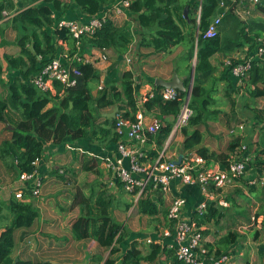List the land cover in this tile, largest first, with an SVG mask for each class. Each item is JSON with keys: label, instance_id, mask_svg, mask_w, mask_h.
I'll return each mask as SVG.
<instances>
[{"label": "trees", "instance_id": "obj_1", "mask_svg": "<svg viewBox=\"0 0 264 264\" xmlns=\"http://www.w3.org/2000/svg\"><path fill=\"white\" fill-rule=\"evenodd\" d=\"M21 6L15 8L14 3L8 1L7 5H0V14L5 8H10L15 13L12 23H17L18 28L25 33L29 29H43L53 23L54 12L64 13L75 5L82 13L89 17H95L101 8H111L115 0H18ZM233 1V3H232ZM243 0H194L189 4L187 17L181 14L183 6L177 0H131L128 10L135 15L141 28L153 29L148 41L140 43L139 46L152 48L153 52H168L176 45L185 43L188 47L186 59L190 61L195 56L194 77L190 93L189 108L192 116L188 125L180 133L182 138L187 137L183 152H191L193 156H199L207 163L216 162L220 169L225 170L229 163L230 155L216 153L201 146L202 136L198 128L206 124L214 113L207 110L209 104V93L212 86L206 82L214 79L213 73L216 67L222 63L227 55L235 50L247 46L251 51L258 46L264 49V0L253 3L252 15L241 20L235 13L234 6ZM221 4H223L221 6ZM227 11L224 9L228 7ZM113 13L110 12L102 27L92 35L81 37V51L85 53L89 48L110 49L111 51L124 54L131 42L128 29H118L112 21ZM223 15L217 27L216 36L203 38L210 23L218 16ZM188 32L184 33V27ZM59 38H67L66 30L59 31ZM34 38L35 33L31 34ZM43 42H34V53L26 47L27 36L18 41L21 55L25 54L28 64L22 73L26 79L32 73L37 72L50 58L56 57V45L52 43V36L43 32ZM44 46V47H43ZM71 55V54H70ZM40 56V60L37 57ZM10 67H20L23 71L22 59L7 58ZM235 63V62H234ZM81 71V79L78 87L68 90L63 98L58 96L49 97L39 92L32 85L16 82L8 86V96L0 99V121L6 116L8 106L12 107L20 117V122L11 131L10 139L0 146V160L5 162V168L12 181L15 183L13 193L5 203L6 210L11 216V221L0 231V264H48L39 260L24 259L20 255L11 259L12 251L16 244V234L19 230H28L39 217V212L30 201L29 193L25 186L18 184V178L22 173H35L36 161L43 154V144L47 141L53 143L62 142L63 139L78 140L86 137H94L97 130L100 133L109 134L113 130L111 140L118 141V135L114 131L118 118L134 120L136 111L133 96L132 74L120 73L115 67H110L98 95L93 98L88 84L98 80L96 70L90 65H78ZM215 80V79H214ZM212 81V80H211ZM184 87L190 86V77L184 79ZM214 81H212L213 85ZM244 88L250 99L256 100L264 97V55L251 63L248 77L243 80ZM119 85L121 91H119ZM57 90L60 86L56 84ZM154 97L145 102L147 111L157 109L161 114L177 115L180 108L179 101H161L157 94L160 89L156 87ZM231 89V88H230ZM183 98L185 92H179ZM52 100L57 102L47 108ZM72 104L70 108L69 104ZM231 103L233 104L232 100ZM117 105V113L114 118H105V127L96 125V118H100L99 111L108 106ZM233 113V111H232ZM253 117L262 124L257 130L255 144L264 152V110H254ZM159 115V116H160ZM226 119L231 121L229 115ZM245 120L230 123L228 133L238 131L237 127L245 124ZM171 132V125H162L155 134L148 136V141L153 142L157 150H161ZM240 138L234 137L227 147L228 151L234 152L244 144L239 143ZM231 152V153H232ZM149 153V152H147ZM184 154V153H183ZM157 153H149L154 159ZM93 162V163H92ZM91 160L83 163L86 172L95 171L97 164ZM264 165V162H257ZM57 174V171H56ZM118 184V195L107 194L104 190L98 192L93 186L89 187V193H84V187L76 186L70 215L65 221L64 229L72 234L75 241L88 240L95 242L103 252H108L107 258L102 264H183L176 259L174 252L157 243L148 245L149 254H143L137 244L132 243L122 253L118 247L129 236L127 225L112 217V213L118 210L122 218L136 205L135 216H128V221L139 219L144 216H164L166 221V208L163 193L159 189H148L134 204L132 194H128L120 181ZM22 191V198L16 199L15 192ZM209 210L201 220L205 224L210 220ZM68 212V213H69ZM141 216V217H139ZM166 224V222H165ZM169 225V224H168ZM167 225V226H168ZM21 234L20 238L23 237ZM165 255V258H160ZM118 258V260H117ZM102 257L93 256L91 261L100 264Z\"/></svg>", "mask_w": 264, "mask_h": 264}, {"label": "crops", "instance_id": "obj_2", "mask_svg": "<svg viewBox=\"0 0 264 264\" xmlns=\"http://www.w3.org/2000/svg\"><path fill=\"white\" fill-rule=\"evenodd\" d=\"M8 1L13 2L15 8L21 6L18 0H0V5L6 6ZM119 1L115 0L111 8L117 5ZM193 1L177 0L183 6L181 14L184 17L188 16L189 4ZM111 8L102 7L97 17L109 14ZM252 9L253 3L251 0H243V2L241 1L237 6H234L235 13L241 20H246L247 17L253 18ZM14 15L15 13L10 8H5L0 14V99H5L8 96V86L12 83L21 82L31 85V79L35 73L29 75L26 79L22 78L28 59L25 54L21 55L18 41L23 36H27L26 47L31 48L32 50H30L34 53V42H43V32L52 36V43L56 45V57L64 53L68 55H86L97 51L107 54V61H97L90 65L99 75L98 80L91 81L88 84L93 98L97 97L98 90L103 86L108 69L115 67L120 73L129 72L132 74L135 106L140 105L144 109V105L142 106L144 101L142 100L156 93V79L170 81L173 74H176L179 79L184 81L185 78L190 77L194 63H196L195 56L187 61L188 47L185 43L176 45L168 52L162 53L153 52L150 47L139 46L140 43L150 39L153 29L141 28L135 15L128 9L123 10L121 15H111L116 27L118 29H128L131 35L132 40L124 54L115 53L110 49L97 48H89L81 54V40L76 47L70 36L59 38V31L56 30L55 26L57 22L70 20L87 23L91 19L75 5H71L64 13L54 12L51 26L36 29L39 38L30 37L33 29L22 33L18 28V24L12 23ZM186 32H188L187 26L184 27V33ZM254 49L250 51L247 46L239 48L227 55L222 63L216 67V71L213 73L215 80L211 79L214 81L213 85H211V80L206 82L208 86H212L208 96L207 110L209 113L214 114L207 120L206 124L198 128L202 136L201 146L210 151L231 155L236 150L234 152L228 151L227 147L234 137H239V143L247 147V154L250 156V162L246 165L245 174L241 178L234 180L218 191H214L213 200L208 202L210 208L208 216L211 218L205 224L199 225L202 230L204 244L209 252L215 255L229 252L233 256V264H264V165L260 167L257 164V162H264V152L255 144L257 130L262 124L257 122L252 114L254 110H264V97L256 100L250 99L246 90L241 86L238 87L236 79L224 67L226 60L245 55L248 52L253 54L255 53ZM7 58L22 59L23 71L20 67H10ZM37 60H40V56L37 57ZM119 91H121L120 85ZM59 92L60 90L58 91L55 85V90L47 93V95L52 98H55V96L63 98ZM56 102L57 100H52L47 108H51ZM69 105L71 108L72 104ZM117 105L101 109L99 111L100 118H96V125L100 124L101 127H105V124H103L105 118L116 116ZM144 114L143 122L145 125L156 120L162 125L170 124L171 130L177 117V115L172 114L160 115L157 109L152 111L145 109ZM226 115H229L231 121L226 119ZM237 119L246 121L244 131L228 133V125L235 123ZM19 122V114L8 106L5 119L0 121V146L10 139L11 131L15 129ZM112 132L113 130L107 135L97 130L94 137L78 140L66 138L59 143L44 142L42 157L36 162L35 167V179L41 183L40 194L37 197L29 195L31 197L30 201L39 212V217L30 229L17 232L16 244L10 256L11 259L20 255L24 259L39 260L48 264H94L91 258L99 255L100 258H103L100 264L104 262L108 252H103L90 239L73 240L72 234L64 229V224L70 215L69 210L72 207L76 186L84 187L85 194H88L89 187L93 186L98 189L97 193L104 190L107 194L118 195L117 180L113 178L111 171L106 168L107 163H113L119 158L116 141L111 140L113 137ZM182 136L180 132L171 137L169 134L161 150H157L154 143L149 142L145 146V151L146 153L155 152L157 154L164 151L166 158L178 161L185 147V143L182 141L188 139L187 137L182 138ZM91 160L97 164L95 171L86 172L82 170L83 163ZM208 164L214 165L217 163L210 162ZM252 180H257V184L251 185L249 182ZM14 185L15 183L12 184L6 171L5 162L0 160V231L11 221L5 203L13 193ZM163 197L166 212L173 198L182 197L186 201L183 217L194 220L196 223L201 220L193 213L197 204L203 200L197 185L183 186L174 181L170 185V192L163 194ZM220 200H224L226 206H220L218 204ZM133 208L136 210V205L126 213L124 218L118 210L113 211L112 217L118 221H123L129 228V226L138 222V219L132 221L126 219L132 214ZM206 213H208V208ZM135 214L136 211L132 215ZM161 217L164 216H155L157 220ZM147 218V216H144L141 220L147 222ZM251 218H254V221H251ZM161 224L153 226L151 233H149L153 241L151 239L148 241L167 248V245L171 243V238L163 237V231L168 223L163 224L162 229ZM241 226L245 228L240 230ZM22 233L24 235L20 238ZM129 236L127 239H129ZM125 241L122 244H125ZM132 243L143 249V254H149L150 251L147 247L150 243L147 247H141L136 241L129 243V245ZM118 247H120V244ZM160 258L164 259L165 255Z\"/></svg>", "mask_w": 264, "mask_h": 264}, {"label": "built area", "instance_id": "obj_3", "mask_svg": "<svg viewBox=\"0 0 264 264\" xmlns=\"http://www.w3.org/2000/svg\"><path fill=\"white\" fill-rule=\"evenodd\" d=\"M255 1L257 0H251L252 3ZM130 3V0H120L117 5L111 8V12L113 11L114 15H121L123 10L129 8ZM228 8L229 6L224 9L227 10ZM107 16L108 14L101 17H91L87 23L61 20L55 26L57 31L66 30L77 47L81 37L92 35L99 30L107 20ZM222 17L223 15H220L210 23L203 38L216 36L217 27ZM254 50L255 53L253 54L248 52L224 62V67L236 79L238 87L242 86L243 80L248 77L251 63L264 55L262 47L258 46ZM97 61H107V54L97 51L86 55L73 54L70 56L64 53L58 57L50 58L35 72L31 79V85L39 92L47 94L53 92L55 85L58 84L60 86L59 93L63 97L68 90L78 87L82 75L78 65H92ZM127 61L129 62V60ZM155 94L153 93V95L142 100L144 101L142 106ZM157 94L161 101L180 102L179 112L170 132L171 137L185 128L192 116V111L189 108L190 92L187 91L185 96L181 98L177 90L161 88ZM144 113L145 109L137 105L133 121L124 118L116 120L114 131L118 135L116 150L119 158L113 163H107L106 168L111 171L115 180L123 184L124 190L128 194H132L134 204L142 195H145L148 189H159L163 194H168L170 185L174 181L183 186L197 185L203 200L197 204L193 213L200 219L206 214L208 202L214 198V191L226 187L245 174L246 165L250 162L247 147L242 146L230 155L225 170L220 169L218 164L209 165L205 159L193 156L191 152L181 155L178 161L166 158L164 151L151 159L145 151L148 136L155 134L162 124L154 120L145 125L143 122ZM237 129L243 132L245 126L241 124ZM18 182L25 186L24 189L31 197H37L40 194L41 183L35 179V173L20 174ZM249 183L256 185L257 180H252ZM14 195L16 199L23 197L21 190H17ZM185 204L186 201L182 197L173 198L169 204L166 214L169 225L163 231V237L171 238V243L167 245V248L171 249L176 259L183 264H233L231 253L215 255L209 252L204 244L201 227L194 220L183 217ZM218 204L226 206L224 200H220ZM251 221H254V218H251ZM244 228L241 226L239 229Z\"/></svg>", "mask_w": 264, "mask_h": 264}, {"label": "rangeland", "instance_id": "obj_4", "mask_svg": "<svg viewBox=\"0 0 264 264\" xmlns=\"http://www.w3.org/2000/svg\"><path fill=\"white\" fill-rule=\"evenodd\" d=\"M33 33H35V35H36L35 38H37L38 36H37V30L36 29H33L31 31V34H33ZM30 37H33V36L30 35ZM187 140H183L182 142L186 144ZM183 153H182V155H183ZM17 183L21 184L19 182H17ZM133 213H135L134 208H133L132 214ZM132 214H130V216H135ZM139 217H141V216H139ZM147 217H148L147 222L145 220H139L138 219V222H135L132 226H129V228H128V231H129L128 233L130 234L129 239H127V241H125V244L124 243L120 244L122 253L125 252V250L128 248L129 243L134 242V241L138 242L141 247H144V246L147 247L148 243H151V242H148V240L151 239V241H153L149 235V233H151L153 226H159L162 223L161 224V229H162L164 227L163 224H165V222H166V224L168 223L167 218H166V221H164L162 217L158 220L155 218V216L152 218H150V216H147ZM130 231H133V232H130ZM156 242H159V241H156ZM117 260H118V258H117ZM118 264H120V263H118ZM141 264H149V263L142 262Z\"/></svg>", "mask_w": 264, "mask_h": 264}, {"label": "water", "instance_id": "obj_5", "mask_svg": "<svg viewBox=\"0 0 264 264\" xmlns=\"http://www.w3.org/2000/svg\"><path fill=\"white\" fill-rule=\"evenodd\" d=\"M186 12V10H185ZM31 49V48H30ZM32 50V49H31ZM194 66H195V63H194ZM193 77H194V67L192 69V72H191V75H190V86L188 89H186L184 87V83L181 79H179L176 74H173V77L171 78L170 81H163V80H160V79H156L155 80V85L157 87H160V88H164V89H175L179 92H187L189 91L191 93V88H192V82H193ZM183 150V149H182ZM16 262H14L13 264H15Z\"/></svg>", "mask_w": 264, "mask_h": 264}, {"label": "clouds", "instance_id": "obj_6", "mask_svg": "<svg viewBox=\"0 0 264 264\" xmlns=\"http://www.w3.org/2000/svg\"><path fill=\"white\" fill-rule=\"evenodd\" d=\"M70 56H72V55H70ZM160 88V87H159ZM189 88V87H188ZM188 88H186V89H188ZM161 89V88H160Z\"/></svg>", "mask_w": 264, "mask_h": 264}]
</instances>
